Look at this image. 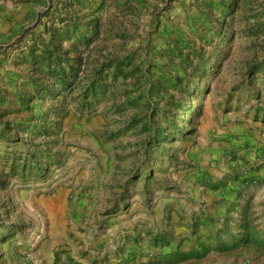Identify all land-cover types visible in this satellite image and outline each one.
<instances>
[{
    "label": "rangeland",
    "instance_id": "1",
    "mask_svg": "<svg viewBox=\"0 0 264 264\" xmlns=\"http://www.w3.org/2000/svg\"><path fill=\"white\" fill-rule=\"evenodd\" d=\"M0 264H264V0H0Z\"/></svg>",
    "mask_w": 264,
    "mask_h": 264
}]
</instances>
